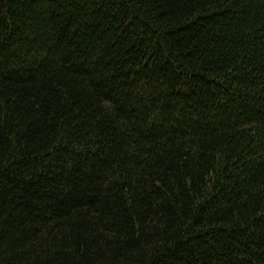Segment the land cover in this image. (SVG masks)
Instances as JSON below:
<instances>
[{
    "label": "trees",
    "instance_id": "trees-1",
    "mask_svg": "<svg viewBox=\"0 0 264 264\" xmlns=\"http://www.w3.org/2000/svg\"><path fill=\"white\" fill-rule=\"evenodd\" d=\"M0 264H264V0H0Z\"/></svg>",
    "mask_w": 264,
    "mask_h": 264
}]
</instances>
